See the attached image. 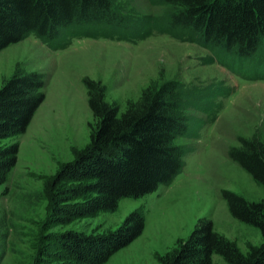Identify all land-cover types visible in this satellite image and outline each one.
Listing matches in <instances>:
<instances>
[{
	"label": "rangeland",
	"instance_id": "rangeland-1",
	"mask_svg": "<svg viewBox=\"0 0 264 264\" xmlns=\"http://www.w3.org/2000/svg\"><path fill=\"white\" fill-rule=\"evenodd\" d=\"M115 2L133 21L144 19L134 22L138 28L152 20L161 22L169 10L160 0ZM159 24L162 31L154 29L137 43L98 35L73 39L60 49L70 34L62 31L50 43L30 34L0 51V87L17 66L48 76L44 102L26 132L0 142V147L13 143L19 147L16 165L0 187V238L8 234L0 264H33L37 237L42 231L44 235L50 232L47 227L42 229L50 210L46 182L87 145L89 123L94 122L84 79L99 83L104 100L116 105L120 113L150 85L174 82L190 93L195 105L185 111L186 116L191 122L204 123L198 138L174 140L175 145L192 150L173 182L138 199H121L113 212H99L51 233L104 234L138 211L145 222L142 234L105 264H158L157 258L173 250L179 239H186L201 218L209 220L214 231L243 255L262 243L256 228L231 217L221 192L236 193L249 202L264 197L262 188L227 157L240 139L256 138L264 146V57L253 64L220 60L219 50L196 31ZM212 262L226 264L218 256Z\"/></svg>",
	"mask_w": 264,
	"mask_h": 264
},
{
	"label": "trees",
	"instance_id": "trees-1",
	"mask_svg": "<svg viewBox=\"0 0 264 264\" xmlns=\"http://www.w3.org/2000/svg\"><path fill=\"white\" fill-rule=\"evenodd\" d=\"M169 6L167 18L136 27L129 12L115 0H0V51L30 34L44 42L70 32L60 49L73 39L107 35L137 43L148 38L159 23L175 29L194 30L216 55L237 64H253L264 56V0H160ZM162 31V30H161ZM221 54V55H220ZM223 61V60H222ZM262 61V60H261ZM261 63V62H260ZM231 67H233V64ZM228 67H230L228 65ZM48 76L19 66L0 87V142L26 132L45 99ZM87 104L93 117L87 145L63 163L46 182L49 214L42 223L49 233L37 237L33 264H105L143 232L138 211L129 213L114 231L85 234L73 230L51 233L56 227L113 212L121 199H138L168 185L185 168L187 146L176 138H198L204 121H190L185 111L195 106L190 93L174 82L150 85L139 99L120 113L104 100V88L84 79ZM18 144L0 147V187L17 162ZM227 157L264 191V146L256 138L240 139ZM235 220L256 228L259 246L243 255L227 238L214 231L205 218L198 219L190 235L157 258L158 264H213V256L226 264H264V197L249 202L222 191ZM7 231L0 238V263L7 249Z\"/></svg>",
	"mask_w": 264,
	"mask_h": 264
}]
</instances>
